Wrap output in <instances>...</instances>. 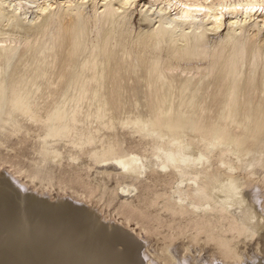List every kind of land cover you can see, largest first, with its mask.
Instances as JSON below:
<instances>
[{
    "label": "bare ground",
    "instance_id": "bare-ground-1",
    "mask_svg": "<svg viewBox=\"0 0 264 264\" xmlns=\"http://www.w3.org/2000/svg\"><path fill=\"white\" fill-rule=\"evenodd\" d=\"M263 186L264 0H0V264H264Z\"/></svg>",
    "mask_w": 264,
    "mask_h": 264
},
{
    "label": "rangeland",
    "instance_id": "rangeland-1",
    "mask_svg": "<svg viewBox=\"0 0 264 264\" xmlns=\"http://www.w3.org/2000/svg\"><path fill=\"white\" fill-rule=\"evenodd\" d=\"M134 16H135V15H134ZM134 16H133V18H134ZM135 18L137 19V17H135ZM135 18H134V21H136ZM18 180H19V179H18ZM260 188H261L263 191H262ZM260 188H259V189L261 190V191H260V192H261L260 195H261L262 193H264V186H263V187H260ZM138 237H139V235H138ZM139 238L143 239L141 236H140ZM158 243H159V242H158ZM152 245H153V247H155V242H154V244H153V242H152ZM252 245H253V241L250 242V243H248L247 246H246V247H248L247 250H253L254 245H253V246H252ZM207 247H208V246H207ZM249 247H250V248H249ZM149 248L152 249L151 247H149ZM208 248H209V247H208ZM208 248H206L204 251H202L201 256L199 255L200 257L198 256L200 259L203 258V256H206V252H207V249H208ZM204 252H205V253H204ZM207 253H208V252H207ZM202 255H203V256H202Z\"/></svg>",
    "mask_w": 264,
    "mask_h": 264
}]
</instances>
